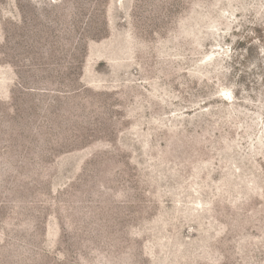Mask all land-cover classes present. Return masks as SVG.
I'll use <instances>...</instances> for the list:
<instances>
[{
  "label": "rangeland",
  "instance_id": "rangeland-1",
  "mask_svg": "<svg viewBox=\"0 0 264 264\" xmlns=\"http://www.w3.org/2000/svg\"><path fill=\"white\" fill-rule=\"evenodd\" d=\"M0 264H264V0H0Z\"/></svg>",
  "mask_w": 264,
  "mask_h": 264
}]
</instances>
